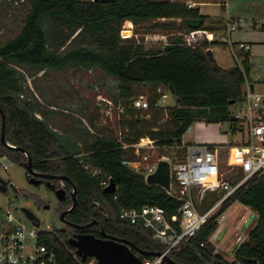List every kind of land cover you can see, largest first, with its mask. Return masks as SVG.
<instances>
[{"label":"trees","instance_id":"trees-1","mask_svg":"<svg viewBox=\"0 0 264 264\" xmlns=\"http://www.w3.org/2000/svg\"><path fill=\"white\" fill-rule=\"evenodd\" d=\"M231 4L232 17H264V0H231ZM1 12L10 23L17 21L18 25L14 35H0V111L5 140L14 147L0 144V154L17 162L25 151L34 169L65 176L69 181L68 191L74 187L75 198L67 219L79 226L82 233L102 237V231L151 253L142 258H152L163 249L162 245L142 225L120 220L119 210L158 206L169 218L178 216L181 200L158 185L146 184L140 173L123 165V160L136 159L132 149H123L116 139L105 135L106 131L94 127L92 118L89 123L94 132L75 127L70 134L59 133L51 115L69 116L50 103L36 84V78H45L49 70L97 68L115 83L111 97L122 106L117 126L122 131L127 128L122 140L134 144L147 137L157 147L164 148L181 146V137L193 122H228V103L241 96L249 72L244 74L237 63L223 68L206 54L210 46L219 42L207 37L206 31L211 27H202L206 17L183 1L29 0L17 10L0 3ZM161 18L180 19L183 29L193 34L192 43H185L178 35L170 38L162 49L153 50L120 36L123 22L139 25ZM189 18L201 19V26L187 28L185 20ZM217 24L223 31V20L218 19ZM260 30L264 31V24ZM241 58L248 62V53ZM158 85L166 89L172 85L173 106H154L160 98L156 93ZM141 88L149 92L146 110L131 108L128 103L142 94ZM164 110L167 117L160 122ZM1 123L0 115V134ZM179 155L181 160L184 149ZM161 156L165 155L160 153L158 157ZM82 163L100 169L101 174L90 175ZM101 176L115 183V193L103 192L99 185ZM31 198L39 202L32 194ZM217 198L216 193L206 194L198 209H207ZM236 201L249 207L257 218L246 238L234 249L232 261H226L210 241L218 227L214 218L173 253L171 260L178 264H264V182L252 183ZM95 221L100 227L90 224ZM65 232H41L39 242L54 251L57 264H80Z\"/></svg>","mask_w":264,"mask_h":264},{"label":"built area","instance_id":"built-area-1","mask_svg":"<svg viewBox=\"0 0 264 264\" xmlns=\"http://www.w3.org/2000/svg\"><path fill=\"white\" fill-rule=\"evenodd\" d=\"M79 1L90 3L95 0ZM28 2L29 0H0L1 4L8 5L13 10L20 9ZM261 25L253 19L248 23L243 17L228 18L225 23V36L206 35L211 40H224V43L229 46L228 50L233 60L245 74L247 72L240 64L241 54L249 52L250 45L237 42L234 46L233 43H230L227 34L245 27L260 30ZM122 36L130 38V35ZM235 47L239 52L235 51ZM251 83L250 77L245 79L241 96L232 104L235 106V112L230 113V115L234 119L233 121L229 119L227 131L233 137L230 143L213 141L211 135L204 134L206 136L204 140L177 146L184 149V156L181 160L170 164L169 189L165 191L170 196L181 200L178 216L172 215L168 218L164 210L158 206L121 208L119 210L118 218L120 220L130 224L142 225L150 231L152 239L163 247L158 252L159 255H154L152 258L141 257V264H161L165 258H170L190 238L195 236L211 219L214 218L219 223L224 218V211L236 201L237 196L244 189L254 182H264V90H256L254 83H252L253 91H250L249 85ZM156 93L160 95V98L154 106L166 108L167 105H164L162 100L170 94L169 90L158 85ZM101 101L105 103L104 112L111 114L112 109L116 107L115 104L107 99H101ZM128 103L131 108L138 110L149 108L147 96L143 94L131 98ZM98 105L100 104L98 103ZM116 108L120 117L122 106L118 105ZM166 117L167 113L164 110V117L160 122H163ZM196 123L198 125L206 124L204 122ZM126 131L127 128H124L123 131L119 129L116 135H105L116 139L123 149H132L136 159L133 161L123 160L122 164L140 173L146 183L147 176L155 171L158 161L166 159V156L155 158L152 154L142 153L143 149L150 150L157 147L154 141L147 137L140 138L134 144L125 143L122 137ZM200 136V134L197 135V137ZM218 148L225 151L222 159L224 164L231 170H240L241 177L237 182L232 183L223 178L218 171ZM82 167L92 176L101 174L100 169L92 167L89 163H82ZM109 183V177H100L99 185L101 188L104 189ZM208 193H216L218 198L210 207L201 211L198 207L203 197ZM20 212L30 225L22 223L9 209L4 212L3 218L0 219V264H57L54 251L39 242L41 232H38V227L34 226L21 210ZM249 216L250 214L242 215V225L250 223ZM254 216H256L255 213ZM80 264L98 263L94 258H87L84 263L80 261Z\"/></svg>","mask_w":264,"mask_h":264},{"label":"rangeland","instance_id":"rangeland-1","mask_svg":"<svg viewBox=\"0 0 264 264\" xmlns=\"http://www.w3.org/2000/svg\"><path fill=\"white\" fill-rule=\"evenodd\" d=\"M215 1L219 2L223 7H229L228 9L230 11L232 10L231 0ZM215 1H207L202 7L206 15L220 16L223 14L220 5ZM242 17L246 19L248 23L252 20V16L249 15H242ZM258 18L264 21V17ZM16 23L18 22L16 21ZM16 23H10L4 13L1 12L0 35L2 37L14 35L18 25ZM209 26L210 25L205 21V25L202 27L207 28ZM183 27L184 25L180 19L161 18L147 20L139 25H134L133 23L125 25V22H123L120 30H122V35H130V39H133L136 43L141 44L146 49L154 50L162 49L170 38L181 34H183L181 36L185 43H192L193 34L183 29ZM253 31L259 32L262 30L248 29L245 27L231 32L232 34L229 38L230 43L236 44L239 41L250 39L249 33ZM122 35L120 33V36L124 39ZM220 36L221 34L218 33V37ZM216 41L219 42L221 39H217ZM249 44L251 45V49L248 52V64L250 66L249 77L252 83H254L256 90L261 91L264 90V41L251 42ZM228 48V45L220 42L209 47L213 53V58L222 66L232 65L234 63ZM235 51L239 52L237 47H235ZM39 75L40 74H38V76ZM27 81L33 87V83H31L30 79H27ZM36 84L43 91L50 103L57 106L58 110L65 112L64 114L69 116L65 117L62 114L51 115V119L56 121L55 123L57 125L55 127L59 133L66 132L70 134L75 127L87 128L88 130L90 129L91 132H94L95 129L90 125L89 118H92L94 127L102 129L104 132L106 131L105 134L116 135V132L120 129L117 126L120 117L116 108L119 104H115L111 97L115 83L97 68H66L62 71L49 70L45 78H36ZM140 90V93L143 95H149L147 88H141ZM101 99L110 100L115 104L116 107L112 109L111 114H106L104 112L105 103L102 102ZM162 102L167 106H173L175 104L172 94H168ZM98 103L100 105H98ZM228 112L234 113L235 106L232 104L229 105ZM38 118H40V115H38ZM228 127V122L218 124L211 123L207 125H198L193 122L181 137V141L183 144H192L206 139L204 134H209L212 136L211 139L213 141L230 143L233 137L227 133ZM198 134L201 136L197 137ZM180 151L181 148L172 146L164 148L156 147L150 150L143 149L141 152L152 154L155 158L158 157L160 153L164 154L166 156L164 160L172 165L179 160ZM224 152L225 151L221 148L217 149V156L219 158L218 171L222 174L223 178H226L232 183L237 182L241 177V172L238 169L231 170L224 164L222 161ZM0 177L3 180H9L12 184V187H7L6 192H0V219L3 218L4 212L9 209L20 221H22V223L30 225L19 210L21 207H26L31 210L40 221L37 229L38 232H53L63 227L59 218V212L56 208L54 195L48 192L43 185L39 187L29 185L26 181L23 166L13 162L7 157L0 156ZM31 194L43 198L39 201H41V203H48L49 209L38 206L33 198H31ZM242 215H249V211L238 201L233 202L224 211V218L220 224L218 223V227L212 235V243L215 250L228 262L233 260L234 249L246 238L248 231L256 222V218L254 219L256 216L250 214V223L248 225H242Z\"/></svg>","mask_w":264,"mask_h":264},{"label":"water","instance_id":"water-1","mask_svg":"<svg viewBox=\"0 0 264 264\" xmlns=\"http://www.w3.org/2000/svg\"><path fill=\"white\" fill-rule=\"evenodd\" d=\"M202 24L201 19L189 18L185 20V25L189 29H198ZM206 54L209 57H212V51L207 49ZM241 66L243 67L245 72L249 71V65L245 59H241ZM250 91H253V84L249 85ZM168 90L170 94H174V89L172 85L168 86ZM233 100L229 101V105L233 104ZM1 115V134L0 141L2 144L14 148L6 143L4 139V121H3V113L0 111ZM229 119L233 121V116L230 115ZM234 126V124H233ZM235 127V126H234ZM26 171L31 174L33 173L30 168V164H26ZM43 177H49L47 175H42ZM60 179L68 180L66 177H60ZM9 180H3L0 177V192H6L7 187H12V184L9 183ZM170 182V163L164 159L158 161L155 171L148 175L146 178V184L148 185H158L162 187L164 190L169 189ZM29 183L33 185H38L39 181H35L34 178L29 180ZM16 192V190L13 188ZM116 191L115 183L110 180V183L107 187L103 189V192L106 194H113ZM74 192V187H73ZM72 192V195H73ZM55 194L59 200H64L65 191L62 188H58L55 190ZM75 206V201L73 200L72 206L69 211ZM20 210L25 214V216L31 220L32 224L36 227L39 226L40 221L34 215V213L26 207H21ZM65 213L63 212L60 217L62 218ZM78 228L79 226L73 225ZM56 231V230H55ZM54 232V231H53ZM68 244L74 248L73 254L79 258V260L84 263L87 258H94L98 264H141V257L147 256L151 254L150 252L141 250L131 244L129 241L118 239L114 237H110L107 235H103V237H96L92 234H79L75 235L68 239ZM154 255H159V253H155ZM165 261L171 264H178L173 262L171 258H165Z\"/></svg>","mask_w":264,"mask_h":264},{"label":"flooded vegetation","instance_id":"flooded-vegetation-1","mask_svg":"<svg viewBox=\"0 0 264 264\" xmlns=\"http://www.w3.org/2000/svg\"><path fill=\"white\" fill-rule=\"evenodd\" d=\"M4 139H5V137H4ZM6 143L9 144L8 142H6ZM0 144L2 146H6V145L2 144L1 141H0ZM22 155H23V158H21L16 163H19L21 166L24 167V173H25V177H26L27 183L29 185L33 186V187H39L40 185H43L44 188L48 192H51L54 195L55 200H56V208H57V211L59 212V218H60V220L62 222V225H63V227L60 230L66 231L65 234H64V236L66 237L67 242H68V239L69 238H71V237H73L75 235H79V234H92V233H82L80 231V228H75L72 225V223L67 219V214L69 213V209L72 206L73 200L75 201V198L72 195L73 186H71L72 188L68 191L67 187H68L69 181L68 180H64V179H60V177H65V176H63L60 173H48V172L38 171V170H36V169H34L32 167L31 159L29 158L28 154L25 151H22ZM0 156L6 157L5 155H2V154H0ZM52 160H56V159H52ZM26 164H30V168L32 169L33 173H35V175H31V174H29L26 171V169H25ZM42 175H47L49 177H43ZM31 178H34L35 181H39L38 185L35 186V185L29 183V180H31ZM9 183H10V181L8 182V184ZM58 188H62L65 191V198H64V200H59L57 198V196L55 194V190L58 189ZM34 196L38 198V201L40 199H43V198H40L37 195H34ZM36 204L38 206H43L44 209H49V204L48 203H41V201H39ZM63 212L65 214L61 218L60 215ZM90 224L91 225L95 224L97 227H100V224L98 222H96V221L95 222H92ZM100 232H101L102 237H103V235H105V234L102 231H100Z\"/></svg>","mask_w":264,"mask_h":264},{"label":"crops","instance_id":"crops-1","mask_svg":"<svg viewBox=\"0 0 264 264\" xmlns=\"http://www.w3.org/2000/svg\"><path fill=\"white\" fill-rule=\"evenodd\" d=\"M167 1H177V0H167ZM183 2H186V4L189 6V7H191V8H197L198 9V11H199V14L200 15H203V16H205L206 18H205V21L207 22V24H209L210 26L209 27H211V30H209V31H206V34H208V35H217L218 36V33H220L221 34V36L220 37H222V36H225L226 35V33H225V26H224V30L222 31V30H220L219 29V26H218V24H217V20L218 19H221V20H223V23H224V25H225V23H226V21H227V19L228 18H236V17H242V16H236V17H232L231 15H230V10L227 8V7H223V5H221L219 2H216L217 4H219L220 5V8H221V11L223 12V14L222 15H220V16H209V15H206L204 12H203V10H202V7L204 6V4L205 3H207V1H213V0H182ZM229 4V3H228ZM228 4H227V6H228ZM231 6H232V4H231ZM231 8H233V6L231 7ZM252 19L253 20H257L260 24H264V21H262V20H259V18L258 17H252ZM205 21H204V24L203 25H205ZM231 34L232 33H230L229 35L227 34V37L228 38H230V36H231ZM262 34H264V31H253L252 33H249V37H251L250 39H247L246 41H239V42H243V43H247V44H249V43H251V42H260V41H264V35H262ZM220 43H222V44H225L224 43V40H222L221 39V41H219ZM227 45V44H226ZM233 45H235L234 43H233ZM250 45V44H249ZM250 49H251V45H250ZM250 51V50H249ZM248 53V52H247ZM244 53H242L241 55H243ZM212 57H213V53H212ZM216 61V60H215ZM216 63L219 65V66H221V67H223V68H227V67H230V66H232L234 63H235V61H234V63L231 65H228V66H222V65H220L217 61H216ZM175 100V99H174ZM182 142V141H181ZM183 144V143H182ZM246 207V209L249 211V214H254V212L252 211V210H250L247 206H245ZM222 221V220H221ZM221 221L219 222V224L221 223ZM213 235V234H212ZM210 241L211 242H213L212 241V236H211V238H210Z\"/></svg>","mask_w":264,"mask_h":264}]
</instances>
